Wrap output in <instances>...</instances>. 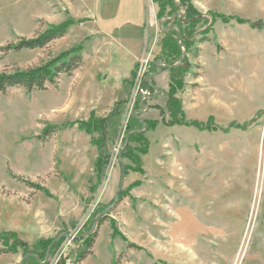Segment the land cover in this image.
Wrapping results in <instances>:
<instances>
[{
	"label": "rangeland",
	"instance_id": "374dc122",
	"mask_svg": "<svg viewBox=\"0 0 264 264\" xmlns=\"http://www.w3.org/2000/svg\"><path fill=\"white\" fill-rule=\"evenodd\" d=\"M177 3L180 5L179 0ZM25 4L24 0H0V47L16 43L20 38H34L46 33L52 26L74 21L68 19L63 24L49 25L43 30L39 22L34 29L33 24L24 19ZM238 8L241 14L245 12V19L236 15ZM196 10L208 18V22L197 27L194 44L189 50L182 47L181 59H187L190 67L184 77V87L177 92L176 98L182 102L186 122L209 125L210 128L200 130L192 125L172 127L193 128L211 134L235 131L234 137L238 135L241 151L235 154L238 159L234 164H227L223 159L216 160L215 155L211 154L216 151V145L220 144L218 137L222 135L204 138L203 143L208 146V150H204L208 154L204 160L203 149H197L193 156L181 157L176 152L173 154L160 148L146 158V164L143 161L144 172L138 173L139 180L131 182L126 175L119 202L112 208L123 183L122 164L125 169L132 165L121 158V152L125 146L128 121L134 113L139 114L136 103L143 100L137 93V86L142 84V87L150 90V100L154 94L151 89V86L154 87L153 79L164 71L169 76V88L164 93L166 107L156 110L159 125L166 126L160 119L162 109L166 111L167 120L170 119L168 93L171 73L166 63L158 60L163 52L161 41L166 30L164 20L157 17L158 6L154 2L149 10V25L157 31L158 37L151 40L148 53L137 63L133 78V104L127 116L112 128L114 135L107 142L110 165L105 176L97 178L98 184L91 191L93 167L85 163L82 172L79 171L76 168L78 152L83 151L89 157L91 151L97 157L100 152L92 144V137L80 132L77 126L65 127L75 121V115L73 110L61 112L62 105L55 97L61 89L47 84L43 92L11 88L0 95V209H5L7 201L13 198V193L7 191L10 184L30 181L41 187L48 184L51 189H56L58 181L62 183L64 178L66 183L73 186L69 196L64 192H54L58 195L54 203L57 207L64 206L65 217L64 227L56 238H43L30 245L18 236L41 264H264V67L259 78L246 81L250 93L240 89L233 95L229 94L230 97H224L230 100L228 109L232 110L234 106V120H239L228 127H219L213 115H208L205 121L190 118L182 100L188 89V74L195 72L200 76L202 72V64L194 61L202 54L201 45L203 59H235L231 53L233 44L227 36L228 30L232 23L247 24V0H203V13ZM100 13L102 11L99 9L97 14ZM213 14L221 18L214 19ZM260 25L264 27L263 22ZM69 33L67 38L55 40L45 49L17 53L0 50V73L35 68L71 52L81 39L72 30ZM158 46L159 54L156 52ZM216 51L219 58L215 56ZM155 62L158 70L152 73ZM246 66L242 65L245 72L249 70ZM231 81L232 78L224 80L222 86L227 87L226 84L230 85ZM66 102L67 105L71 104V101ZM204 109L210 112L206 114L217 112L213 107L209 109V106H204ZM147 110L142 112L143 116ZM112 112L108 115H112ZM47 126H57L58 130L47 136ZM152 131H146L147 138ZM78 137L81 140L78 141ZM93 137L97 139L99 134L95 133ZM154 137L151 135V138ZM157 156L162 162L158 161ZM57 169L65 170L63 178ZM88 170L91 174L86 173ZM47 197H50L49 192ZM68 213L71 216L69 223ZM4 224V218L0 217V227H4ZM0 233L11 232L0 230ZM92 239L94 245L91 253L81 261ZM43 241L51 244L44 258L39 259L43 248L38 245ZM19 254L20 264H25L31 257L25 255L22 249L18 254L11 255Z\"/></svg>",
	"mask_w": 264,
	"mask_h": 264
},
{
	"label": "crops",
	"instance_id": "0c3cea01",
	"mask_svg": "<svg viewBox=\"0 0 264 264\" xmlns=\"http://www.w3.org/2000/svg\"><path fill=\"white\" fill-rule=\"evenodd\" d=\"M24 1L26 3L24 19L33 26L40 22V25H43L42 30L49 25L63 24L68 19L76 22L69 28L67 35L59 40L67 38L70 35V30L76 36L79 35L81 42L76 47L82 48L83 64L71 75L62 74L60 76L59 81L62 83L56 86L61 89V92L59 91L55 97L57 102L62 105L61 112L73 110L75 115V121L65 126L67 129L70 126L73 128L77 126L80 132L92 137L93 144L95 134L90 135L81 130L79 123L89 121L91 117L95 116L98 119H109L108 138H110L114 135L112 128L115 123L120 124L124 116L130 112V105L133 104L132 98L135 96L133 78L137 63L148 53L151 40L155 36L158 37L157 31L152 30L149 25V10L153 0ZM192 2L203 13V0H192ZM99 9L102 13L97 14ZM244 13L241 14L238 8L236 15L245 19ZM246 21L247 24L244 25L232 23L231 29L228 30L229 35L227 36L233 44L231 53L235 59H203V45H201L202 54L199 59H194V61L202 64V72L200 76L195 75V72L188 74L186 78L188 89L182 97L184 109L190 118L205 121L208 115H213L221 128L228 127L235 121L234 106L232 110L228 109L230 100H225L224 97L226 95L230 97L229 94L233 95L240 89L244 93H250V87L246 81L256 80L260 77L264 59L254 58H264V27L260 25L262 22L264 24V0H247ZM225 39L226 36L224 41ZM156 52L159 54V46ZM215 56L219 58L218 51ZM245 56L248 59H239ZM245 64L248 66L246 68H249L247 72L242 68V65ZM228 78H232L230 85L226 84L228 88L223 87L222 82ZM240 80L245 82L239 83ZM153 82L154 94L150 100L145 102L148 105L145 117L150 120H159L158 111L151 107H166L167 101H165L164 93L169 88L168 73L164 71L154 78ZM66 101H71V104L67 105ZM204 106L206 108L209 106V109L213 107L217 112L206 114L208 111H205ZM111 110L117 113L114 116L108 115ZM150 133L155 137L148 136L151 147L149 154L144 157V164H146V158L152 156L160 148L169 151V153L176 152L181 157L193 156L197 149L201 151L203 149L204 160L208 156L205 152L208 150V146L203 143L204 138L212 135H222L218 137L220 144L216 145V151L211 153L215 155L216 160L223 159L227 164H234V161L238 159L235 154L241 151L238 135L234 137L235 131L228 134H224L223 131L211 134L208 131L201 132L187 127L167 128L160 124L155 131ZM79 140L81 138L78 137ZM82 152H78L76 168L82 172L85 163L91 164L90 166L93 167L92 174L89 173V170L86 172L94 177L90 179L91 191L98 184L95 165L100 155L98 154L97 157L96 154H93L94 151H91V157H89ZM157 159L162 162L159 156ZM123 166L124 164H122V174ZM57 171L63 178L65 170L57 169ZM78 175H80L79 172ZM111 177L113 178V174ZM127 177L131 182L139 180L138 173L129 172ZM62 181V183L58 181L56 189H51L48 184L42 185L49 192L50 197H47L45 192L37 191L26 183L10 184L7 191L13 193V198L7 201L5 209H0V217L1 219L3 217L5 221L4 227H0V230L14 232L22 241L30 245L36 244L43 238H56L61 228L64 227L65 217L64 206L57 207L54 203V199L58 197L54 192H64L68 195L73 187L66 183L67 180L64 178ZM94 181L95 183H93ZM110 182L111 180H109V184ZM67 218L69 219L67 222H71L69 213ZM20 263V254L0 256V264Z\"/></svg>",
	"mask_w": 264,
	"mask_h": 264
},
{
	"label": "trees",
	"instance_id": "16d2710c",
	"mask_svg": "<svg viewBox=\"0 0 264 264\" xmlns=\"http://www.w3.org/2000/svg\"><path fill=\"white\" fill-rule=\"evenodd\" d=\"M153 2L158 6L157 17L159 20H164L163 24L166 30L164 38L161 41L163 52L158 60L164 61L171 73V86L168 93V113L170 119L167 120L166 111L163 109L161 110L160 119L163 124L170 127L175 125H192L200 130H209V125L186 122L182 111V102L176 98L177 92L184 87V77L190 67L187 59L181 60L182 47L185 46L188 50L190 49L194 44L197 27L202 23H207L208 18L196 10L191 0H179L180 5H178L177 0H153ZM182 11L184 13H181ZM213 16L214 19L221 18L216 14H213ZM222 18L226 19V17ZM74 24L75 21H68L60 26H52L46 33L30 39L20 38L16 43L0 47V50L6 53H17L24 50L45 49L53 41L64 38L68 33V29ZM81 52L82 48L77 47L71 52L64 53L58 58L51 59L49 62L38 67L0 73V95L6 94L11 88H23L27 92H33L46 90L47 84L56 86L62 74L71 75L82 66L83 59ZM179 63H181L180 66ZM153 67L152 73L158 70L157 62L154 63ZM151 89L153 90V86H151ZM135 108L139 116L135 117L132 115L130 117L126 127L125 146L121 152V158L132 163V165L126 166V175L131 171L137 173L144 172L142 158L148 154L150 148V142L145 130H155L159 125V120L143 118L145 115L143 116L142 112L146 108L148 109L147 103L138 101ZM151 108L157 109L158 106ZM116 113V111L113 112L111 116H114ZM108 122L109 119H98L93 116L89 121L79 123L80 129L88 134H99V137L93 140V144L97 146L100 152L95 165L98 178L105 176L111 161V155L107 152ZM57 130V126H47L45 133L47 136H50ZM101 182L102 180L99 183ZM26 183L31 188L48 194V191L44 187L30 181H26ZM136 186H139V184H136ZM102 223L103 219L100 220L99 224L101 225ZM0 244L2 245L0 256L3 254H18L19 250L22 249L25 255H31L25 264H41V261L37 260L38 257L30 251L29 246L22 242L15 233H0ZM50 244L43 241L38 245V247L43 248V253L39 256V259L44 258V253L47 252ZM93 245L94 239L88 243V251L81 261L85 260L91 253Z\"/></svg>",
	"mask_w": 264,
	"mask_h": 264
},
{
	"label": "built area",
	"instance_id": "2783aa9c",
	"mask_svg": "<svg viewBox=\"0 0 264 264\" xmlns=\"http://www.w3.org/2000/svg\"><path fill=\"white\" fill-rule=\"evenodd\" d=\"M137 93H138V95L142 96L143 102L148 100L149 97L151 96L150 90L145 89L144 87H142V84L137 86Z\"/></svg>",
	"mask_w": 264,
	"mask_h": 264
},
{
	"label": "water",
	"instance_id": "95a60500",
	"mask_svg": "<svg viewBox=\"0 0 264 264\" xmlns=\"http://www.w3.org/2000/svg\"><path fill=\"white\" fill-rule=\"evenodd\" d=\"M184 50H185V52H186V49H184ZM185 54H186V53H184V55H185ZM181 60H182V59H181ZM134 116L137 117L138 114H137V113H134ZM145 131H147V129H146ZM125 177H126V169H125V167H123V183H122V187H121V189H120V191H119V193H118V195H117V199H116L114 205L112 206V208H114V207L118 204V202H119V199H120V196H121V192H122V189H123V185H124Z\"/></svg>",
	"mask_w": 264,
	"mask_h": 264
}]
</instances>
